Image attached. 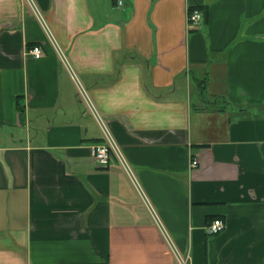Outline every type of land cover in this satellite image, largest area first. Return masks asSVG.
I'll return each mask as SVG.
<instances>
[{"label": "crops", "instance_id": "0c3cea01", "mask_svg": "<svg viewBox=\"0 0 264 264\" xmlns=\"http://www.w3.org/2000/svg\"><path fill=\"white\" fill-rule=\"evenodd\" d=\"M122 1L0 0V264H264V0Z\"/></svg>", "mask_w": 264, "mask_h": 264}, {"label": "built area", "instance_id": "2783aa9c", "mask_svg": "<svg viewBox=\"0 0 264 264\" xmlns=\"http://www.w3.org/2000/svg\"><path fill=\"white\" fill-rule=\"evenodd\" d=\"M31 9L34 11L36 17L41 18V14L38 12L36 9L33 0H26ZM117 3L119 6H122L123 1L122 0H117ZM202 21V13L198 9H193L189 11L188 13V27L189 28H194L198 26ZM50 33V32H49ZM51 35V34H50ZM31 53L34 55L35 58L39 59L43 56V51L40 46H35L32 48ZM75 76V75H74ZM78 89H79V94L85 101L86 105L88 106L89 110L92 112L94 115L95 119L97 120L98 124L100 125V128L102 129L103 135H104V141L102 143H98L94 145L91 150L94 158L96 161L99 163L100 166L102 167H107L110 165L111 158L114 156L115 158L118 159L119 163L124 167L126 172L129 174L131 177L133 183L135 184L136 188L140 191V186L139 183L137 182L135 175L133 173L132 168L129 166L127 163L121 149L119 148L118 144L115 142L113 136L111 135L107 124L104 122V120L99 116L97 113L93 103L89 99L86 93V89L80 84L77 83ZM199 166V161L195 158L191 157V163L190 167L191 169L196 168ZM143 198L145 197L142 195ZM226 223L224 220L220 218H215L212 220L206 227L207 233L209 235H216L221 233L225 229ZM177 259L179 261V264H190V255H187L186 257H183L179 254H176Z\"/></svg>", "mask_w": 264, "mask_h": 264}, {"label": "rangeland", "instance_id": "374dc122", "mask_svg": "<svg viewBox=\"0 0 264 264\" xmlns=\"http://www.w3.org/2000/svg\"><path fill=\"white\" fill-rule=\"evenodd\" d=\"M195 89H196V84H195ZM197 167H198V166H197ZM197 167H196V168H197ZM196 168H194V169H196ZM194 169H192V170H194Z\"/></svg>", "mask_w": 264, "mask_h": 264}]
</instances>
